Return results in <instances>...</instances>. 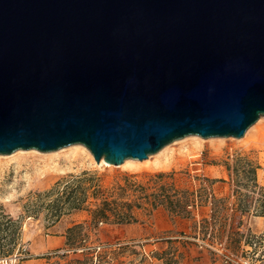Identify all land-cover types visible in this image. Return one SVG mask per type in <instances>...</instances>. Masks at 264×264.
Listing matches in <instances>:
<instances>
[{"label": "water", "instance_id": "95a60500", "mask_svg": "<svg viewBox=\"0 0 264 264\" xmlns=\"http://www.w3.org/2000/svg\"><path fill=\"white\" fill-rule=\"evenodd\" d=\"M264 115V0H0V155L143 161Z\"/></svg>", "mask_w": 264, "mask_h": 264}, {"label": "rangeland", "instance_id": "374dc122", "mask_svg": "<svg viewBox=\"0 0 264 264\" xmlns=\"http://www.w3.org/2000/svg\"><path fill=\"white\" fill-rule=\"evenodd\" d=\"M84 148L0 155V214L17 222L0 225V244L13 250L0 264H264V217L254 216L260 195L246 179L235 187L227 171L250 154L264 186V115L240 139L188 136L124 166H100ZM212 197L227 199L216 221L228 225L233 206L250 207L236 250L227 239L197 236L200 221L211 219ZM177 201L188 203L189 217L171 212ZM100 207L108 220L93 219ZM130 214L135 221L117 223ZM59 237L62 243L48 246Z\"/></svg>", "mask_w": 264, "mask_h": 264}, {"label": "trees", "instance_id": "16d2710c", "mask_svg": "<svg viewBox=\"0 0 264 264\" xmlns=\"http://www.w3.org/2000/svg\"><path fill=\"white\" fill-rule=\"evenodd\" d=\"M234 162L233 167L231 165H227L229 176L232 179L235 178L234 182L235 187L237 188L242 187V183H240L239 179L248 180L246 186L253 187L260 195V197L256 200L257 207L254 211V216L264 217V186L260 185L258 181V172L261 170L259 161L255 160L250 154H248L244 156L238 155ZM235 193L238 192L235 190ZM225 203H227V199H216L215 197H212L211 219H202L200 221L197 236H200L203 240L211 243L214 241L222 242L224 239H227V241H230L228 249L236 250L241 244V238L245 237L248 232L246 222L242 219L250 214V207L245 205L243 202L239 203V205H235V207L233 206V217H235V221H233L231 225H228L227 222L216 221V218L220 216V212L226 210ZM170 204L173 206L171 207V212L175 213L177 216L189 217L190 212L186 209L188 203L177 201L175 204L173 202ZM106 212L107 211L102 207L92 211L93 219L108 220L109 217ZM133 221H135V219L131 214L117 219V223H129ZM16 224L17 222L10 219L7 215L0 214V225L15 227ZM15 233L16 230L14 235ZM11 244H17L15 236L12 238ZM245 244L248 245L246 242ZM250 246L252 247V245ZM12 251V249H5V246L0 244V256L7 257L11 255Z\"/></svg>", "mask_w": 264, "mask_h": 264}, {"label": "crops", "instance_id": "0c3cea01", "mask_svg": "<svg viewBox=\"0 0 264 264\" xmlns=\"http://www.w3.org/2000/svg\"><path fill=\"white\" fill-rule=\"evenodd\" d=\"M63 237L56 238L55 240L51 241V243H48V246L51 247L55 243L59 242L62 243ZM23 264H46L44 259H36V260H27L23 262Z\"/></svg>", "mask_w": 264, "mask_h": 264}, {"label": "bare ground", "instance_id": "6f19581e", "mask_svg": "<svg viewBox=\"0 0 264 264\" xmlns=\"http://www.w3.org/2000/svg\"><path fill=\"white\" fill-rule=\"evenodd\" d=\"M84 151L91 155V153H90L87 149L84 148ZM21 153H23V152H21ZM19 155H20V154H19ZM91 157H92V159H93V156H92V155H91ZM133 161H135V159H128V160H126V161L123 163L122 166L126 165L127 163H133ZM138 161H139V160H138ZM99 165H100V166H108V164H106L104 160H102V161L100 162Z\"/></svg>", "mask_w": 264, "mask_h": 264}, {"label": "built area", "instance_id": "2783aa9c", "mask_svg": "<svg viewBox=\"0 0 264 264\" xmlns=\"http://www.w3.org/2000/svg\"><path fill=\"white\" fill-rule=\"evenodd\" d=\"M50 255H52V254H47L46 256H50Z\"/></svg>", "mask_w": 264, "mask_h": 264}]
</instances>
